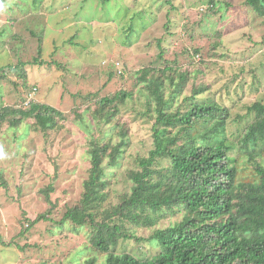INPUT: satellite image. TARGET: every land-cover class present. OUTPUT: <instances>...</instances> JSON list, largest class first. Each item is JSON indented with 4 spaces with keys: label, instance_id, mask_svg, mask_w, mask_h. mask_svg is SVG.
<instances>
[{
    "label": "rangeland",
    "instance_id": "1",
    "mask_svg": "<svg viewBox=\"0 0 264 264\" xmlns=\"http://www.w3.org/2000/svg\"><path fill=\"white\" fill-rule=\"evenodd\" d=\"M172 1L173 10L167 0H0V68L7 71L0 73V109H29L28 98L66 115L64 126L47 134L34 129L33 120L0 128V264H78L93 255L95 264H103L104 255L91 248V230L75 231L70 221H60L82 198L90 141L116 133L115 124H96V100L125 90L140 96L137 107L143 110L138 70L200 67L202 74L190 81L187 93L194 82L205 81L209 88L200 99L222 96L235 105L229 133L237 139L251 120L252 103H264V18L246 0H215L216 11L209 9L211 0ZM132 22L137 31L129 45L124 30ZM118 118L130 121V152L153 148L151 123L129 104H120ZM247 158L240 161L239 179L254 172ZM131 166L129 160L108 166L107 175L117 178L114 194L130 190ZM123 244L137 255L155 253L148 242Z\"/></svg>",
    "mask_w": 264,
    "mask_h": 264
},
{
    "label": "trees",
    "instance_id": "2",
    "mask_svg": "<svg viewBox=\"0 0 264 264\" xmlns=\"http://www.w3.org/2000/svg\"><path fill=\"white\" fill-rule=\"evenodd\" d=\"M166 3L171 10L176 8L172 0ZM210 3L209 9L216 11L218 2ZM245 3L264 18V0ZM124 31L130 45L131 33L137 31L133 22ZM38 52H43L42 34ZM136 74L142 83L143 110L137 107L140 96L125 90L96 100L92 113L96 124H115L116 133L90 141L91 166L82 198L60 223L70 221L75 231L88 227L91 248L97 256L104 255L103 264H264V103H252L251 120L237 139L229 133L235 105L222 96L200 99L209 88L205 81L194 82L187 93L190 81L202 74L200 67L190 70L167 64L145 67ZM122 103L151 123L153 148L147 153L130 152V121L118 118ZM27 104L29 109H0V128L6 124L12 129L29 120L34 129L45 132L64 126L63 111L32 99ZM244 155L254 172L239 179ZM127 160L132 164L126 177L130 190L114 194L117 178L106 170ZM50 189L45 192L47 199ZM131 240L148 242L155 253L134 254L123 244ZM96 259L93 255L78 264H95Z\"/></svg>",
    "mask_w": 264,
    "mask_h": 264
},
{
    "label": "built area",
    "instance_id": "3",
    "mask_svg": "<svg viewBox=\"0 0 264 264\" xmlns=\"http://www.w3.org/2000/svg\"><path fill=\"white\" fill-rule=\"evenodd\" d=\"M36 90V89H35ZM29 101H27V103H28Z\"/></svg>",
    "mask_w": 264,
    "mask_h": 264
}]
</instances>
